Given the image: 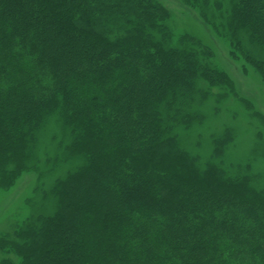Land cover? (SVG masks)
Returning a JSON list of instances; mask_svg holds the SVG:
<instances>
[{
	"label": "trees",
	"instance_id": "1",
	"mask_svg": "<svg viewBox=\"0 0 264 264\" xmlns=\"http://www.w3.org/2000/svg\"><path fill=\"white\" fill-rule=\"evenodd\" d=\"M169 17L159 0H0L1 182L26 170L57 111L84 156L56 181L55 210L4 240L20 264H264V195L201 171L173 133L202 119L189 109L208 97L199 80L228 81L168 45ZM227 25L264 48V0H235ZM247 60L264 80V59Z\"/></svg>",
	"mask_w": 264,
	"mask_h": 264
},
{
	"label": "rangeland",
	"instance_id": "2",
	"mask_svg": "<svg viewBox=\"0 0 264 264\" xmlns=\"http://www.w3.org/2000/svg\"><path fill=\"white\" fill-rule=\"evenodd\" d=\"M234 1L159 0L170 14L168 45L195 49L201 62L223 72L228 81L208 87L199 80V88L208 90V97L201 103L196 100L189 109L202 119L190 127L174 125L173 133L179 145L197 157L201 171L214 163L234 178L248 176L251 187L264 195V80L247 60L248 56L264 59V48L246 32L235 36L230 30L227 22ZM203 49L209 54L204 55ZM227 132L231 140L216 155L215 141ZM72 137L59 112L53 113L37 134L26 170L11 184L0 180V264L21 263L4 240H12L13 233L36 216L51 214L57 207L52 192L56 181L84 161L83 155L69 149Z\"/></svg>",
	"mask_w": 264,
	"mask_h": 264
}]
</instances>
